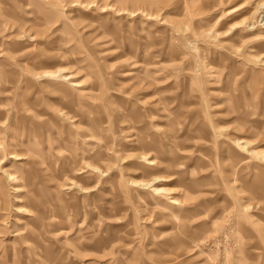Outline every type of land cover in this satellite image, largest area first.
I'll return each instance as SVG.
<instances>
[{
	"label": "rangeland",
	"instance_id": "rangeland-1",
	"mask_svg": "<svg viewBox=\"0 0 264 264\" xmlns=\"http://www.w3.org/2000/svg\"><path fill=\"white\" fill-rule=\"evenodd\" d=\"M261 5L0 0V264H264Z\"/></svg>",
	"mask_w": 264,
	"mask_h": 264
},
{
	"label": "bare ground",
	"instance_id": "bare-ground-1",
	"mask_svg": "<svg viewBox=\"0 0 264 264\" xmlns=\"http://www.w3.org/2000/svg\"><path fill=\"white\" fill-rule=\"evenodd\" d=\"M261 6L263 7L264 5H261ZM258 7H259V6H258ZM259 8H260V7H259ZM260 9H261V8H260ZM256 10H258V9H256ZM256 10H255V12H256ZM255 12H254V13H255ZM252 16H253V15H252Z\"/></svg>",
	"mask_w": 264,
	"mask_h": 264
}]
</instances>
